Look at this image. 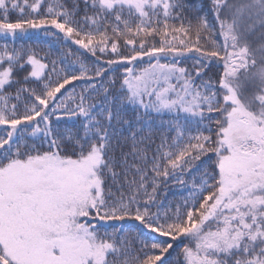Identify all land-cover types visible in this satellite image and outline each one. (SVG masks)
Segmentation results:
<instances>
[{"label":"snow or ice","instance_id":"6c2138e0","mask_svg":"<svg viewBox=\"0 0 264 264\" xmlns=\"http://www.w3.org/2000/svg\"><path fill=\"white\" fill-rule=\"evenodd\" d=\"M0 264H264V0H0Z\"/></svg>","mask_w":264,"mask_h":264}]
</instances>
